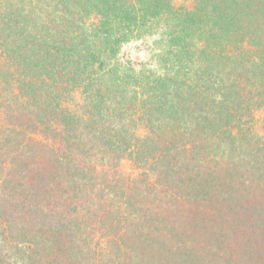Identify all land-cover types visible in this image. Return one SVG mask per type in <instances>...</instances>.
I'll use <instances>...</instances> for the list:
<instances>
[{
	"label": "trees",
	"instance_id": "1",
	"mask_svg": "<svg viewBox=\"0 0 264 264\" xmlns=\"http://www.w3.org/2000/svg\"><path fill=\"white\" fill-rule=\"evenodd\" d=\"M27 1L0 3L12 249L28 264H264V0ZM149 37L160 69L136 74L120 51Z\"/></svg>",
	"mask_w": 264,
	"mask_h": 264
},
{
	"label": "rangeland",
	"instance_id": "2",
	"mask_svg": "<svg viewBox=\"0 0 264 264\" xmlns=\"http://www.w3.org/2000/svg\"><path fill=\"white\" fill-rule=\"evenodd\" d=\"M18 0H6L4 2L0 0V3H3V6L6 7V3L7 2H12V5H11V9L14 8V5L15 3L17 2ZM25 3H28L27 0H24ZM173 4L175 6H180V5H184L186 7H190L191 6V3H192V0H172ZM53 1L52 0H41L38 3L34 4V5H37L39 7H43V11L46 12L48 11L49 12V9H53ZM25 8H28L27 5H25ZM151 41V43L149 42ZM153 41H154V37H149V38H144V39H137L135 41H131L129 43H127L126 45H124V47L122 48V50L120 51V58H121V62L122 63H125V68H127L129 65H133L131 67H133V72L135 71L136 74L138 73H143V72H147V71H150L151 68L152 69H157L159 68V63H157V61H155L153 59V49L155 47V45L153 44ZM140 52H144L145 53V56L144 57H141L138 55V53ZM152 59V60H151ZM152 61V62H151ZM126 62H129V65L126 63ZM153 65V66H152ZM120 67H118L119 69ZM143 68V69H142ZM160 69V68H159ZM120 71L123 72L124 69L123 68H120L119 70H117L116 74H120ZM129 71L125 72L126 74H132V73H128ZM231 76H228L226 78V80H224L226 83H230L232 82L231 81ZM120 83L117 81V86H115V93L114 95L117 96V98H119L122 103H130V101L133 100V97H134V93H133V90L134 88L132 87H119L118 88V85ZM185 90V88H183V91ZM159 93L163 94L164 96L161 95V99L163 100V106L166 105V107L169 106V104H172V103H175L176 101V97L175 96H171V93H168V96H166V92L165 91H158ZM182 94V93H181ZM188 97V95H185V97ZM167 99V100H166ZM258 114H257V119H258V122L260 124H263L264 125V121L263 118H262V115H264V109L262 107L258 109ZM256 118L254 117V120L255 121ZM170 128V127H169ZM252 128V130H260L258 128V124L256 123V126H249V129ZM171 131V130H170ZM190 131V128L187 127V130H185V132H189ZM137 132H140V126L137 127ZM173 132V131H171ZM194 137H196L197 140H199V137L198 136H201L200 133H196L194 132ZM198 135V136H197ZM188 136V133L186 135V137ZM204 136V135H203ZM264 137V127H263V130H261L258 135L256 137ZM249 140H250V137L248 135ZM213 142V141H212ZM257 144V142L250 140V143L248 145V149L251 148L252 145H255ZM213 148V147H212ZM115 155L119 156L117 151L115 153ZM106 158V157H105ZM104 158V160L102 159V157H99V161L98 162V165L97 166H100V164L104 163L105 162V165L108 163V160H106ZM107 161V162H106ZM113 162H116L113 161ZM119 165L117 167V170L113 171L112 169L110 170L111 173L113 172H116V174H119L117 175V177H119L120 179H126L128 176H134L136 174V171H135V167L132 163V161H130L129 159L127 158H124L121 159L119 162H117ZM116 202V200H115ZM12 226V225H11ZM13 227V226H12ZM2 230H3V227L0 226V253L1 254H6L7 257L9 258V261L12 262L13 264H28L27 263V258L25 256H22L21 255H18L17 251L13 250L12 249V246H13V237H10V236H7L4 233H2ZM13 232L12 234H17L18 230L17 229H13ZM96 234V233H95ZM99 234H96L95 237H97ZM103 246V243L99 244V246L97 247V249L99 248V250H103L104 248L102 247ZM102 247V248H101ZM98 255V254H97ZM114 264L116 263V261L113 262Z\"/></svg>",
	"mask_w": 264,
	"mask_h": 264
},
{
	"label": "clouds",
	"instance_id": "3",
	"mask_svg": "<svg viewBox=\"0 0 264 264\" xmlns=\"http://www.w3.org/2000/svg\"><path fill=\"white\" fill-rule=\"evenodd\" d=\"M149 42L151 43V41H149ZM138 55L141 56V57H144V56H145V53H144V52H140V53H138ZM152 66H153V65H152ZM160 74H163V73L161 72ZM217 99H219V97H218ZM97 170H98V171L100 170V169H99V166H97Z\"/></svg>",
	"mask_w": 264,
	"mask_h": 264
}]
</instances>
